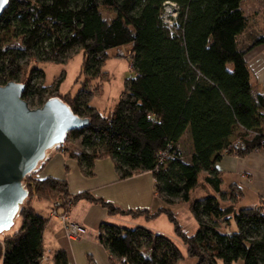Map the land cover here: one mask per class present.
Instances as JSON below:
<instances>
[{"label":"trees","instance_id":"trees-1","mask_svg":"<svg viewBox=\"0 0 264 264\" xmlns=\"http://www.w3.org/2000/svg\"><path fill=\"white\" fill-rule=\"evenodd\" d=\"M241 1L8 0L0 13V84L20 82L26 101L42 104L57 97L74 115L88 119L55 147L88 177L100 158L114 161L120 180L151 172L160 199L167 205L187 203L194 217L197 229L189 235L170 209L123 210L87 192L73 196L65 180L35 177L46 155L23 178L27 198L57 202L65 211L83 198L109 215L151 219L163 213L185 247L144 226L104 220L97 239L112 264H176L185 257L196 258V264H264L263 206L237 207L238 189L222 190L216 167L224 155L245 157L264 147V95L253 92L245 60L264 43V29L255 28ZM166 2L177 6L173 32L160 14ZM102 8L112 15L104 17ZM118 46L130 48L134 75L124 79L118 100L104 114L90 104L96 90L86 82L103 76L102 66ZM76 53H82L85 80L68 100L58 94L65 76L44 85L40 63L63 64ZM185 132L192 146L188 160L178 147ZM202 186L214 193L195 196ZM17 215L20 227L0 245L1 264H41L49 219L29 204H21ZM48 264H69L67 253L55 250Z\"/></svg>","mask_w":264,"mask_h":264},{"label":"crops","instance_id":"crops-1","mask_svg":"<svg viewBox=\"0 0 264 264\" xmlns=\"http://www.w3.org/2000/svg\"><path fill=\"white\" fill-rule=\"evenodd\" d=\"M245 60L250 71L251 87L258 92L259 86H264V43L247 52ZM99 101L98 104L103 108L105 106L103 100ZM95 108L101 112V108ZM46 155L47 158L35 173V177L40 180L45 177L63 179L68 185L69 193L73 196L80 192H87L123 210L148 209L152 213L163 207L172 211L179 225H182L178 217L180 211L185 210L189 213L187 207L181 203L175 202L167 205L160 199L155 192V181L149 171L120 180L115 171L114 161L110 158H100L94 160L93 174L88 177L82 173L75 159L60 152L56 147L47 151ZM216 167L222 178L221 189L227 190L230 185L238 189L237 207L247 208L261 205L264 210V147L246 154L245 157L224 155L216 163ZM225 183H227L226 187L222 188ZM29 205L49 219L42 239L44 253L49 256L61 248L67 253L69 264H112L108 250L97 239L98 226L104 220L123 227L144 226L155 233L168 236L179 247L177 243L179 237L174 232V226L163 213L151 219H146L142 215L136 217L126 214L109 215L103 206L80 198L71 205L68 218L82 225L85 231L77 238L69 239L65 235L63 223L59 219L49 217L50 205L47 201L35 199L29 202ZM189 214L193 217L191 213ZM180 249L183 250L181 247ZM196 263V258L185 257L183 261L176 264ZM233 264H239V262Z\"/></svg>","mask_w":264,"mask_h":264},{"label":"water","instance_id":"water-1","mask_svg":"<svg viewBox=\"0 0 264 264\" xmlns=\"http://www.w3.org/2000/svg\"><path fill=\"white\" fill-rule=\"evenodd\" d=\"M6 3L0 6V13ZM23 90V84L13 80L0 84V233L13 225L27 196L23 178L44 159L47 150L64 142L67 132L88 123L57 97L29 108L21 97Z\"/></svg>","mask_w":264,"mask_h":264},{"label":"rangeland","instance_id":"rangeland-1","mask_svg":"<svg viewBox=\"0 0 264 264\" xmlns=\"http://www.w3.org/2000/svg\"><path fill=\"white\" fill-rule=\"evenodd\" d=\"M240 8L241 10L244 11V13L247 16L252 17V21L256 29H258L259 31H262L264 29L263 20H262V18L264 17V0H242L240 3ZM101 12L102 15L107 18L112 15L111 11L106 8L105 9L102 8ZM169 14L170 16H168L167 19L171 21L172 26L170 27V30L173 32L178 28V24H176L178 13L176 12V10L175 11L172 10V12ZM129 55H130L129 47L123 48L121 46H118V48L112 49L110 51L109 58L106 60V63L102 66L101 70L103 72V76L97 80H93L88 83L86 82V84H88V86L91 89L96 90L95 95L92 97L90 101V104L97 108H101V105H99L98 102H100L99 100H103L105 106L101 108V112L104 114L108 113L109 109H111L118 100L120 96V92L124 88V82H123L124 79L130 78L134 75V70H132L131 68V60H129L130 59ZM82 58H83L82 53H76L73 54L69 59H67L63 64H57L53 62L40 63L45 74L44 85L52 86L53 82L57 78L62 77L64 75L65 77L63 78V81L60 84L58 94L65 97L68 100L71 99L72 97H75V94L81 89L83 85L82 83L85 80V76L83 75V73H81L82 64H83ZM253 89H254L253 92L256 93L255 88ZM258 92L264 95L263 85L259 86ZM27 104L29 108H37L42 106V104H38L36 100L33 102L27 101ZM237 132H239V130L235 131V133ZM232 142H237L235 136H233ZM178 147H180L181 158H183L184 160H188L190 151L192 149L189 132H185L183 134L181 140L179 141ZM226 185L227 183H225L224 186L222 185L223 186L222 188L226 187ZM193 193L195 196H202L209 193L213 194L214 190H211L208 186L207 187L202 186L195 188ZM35 199L44 202L47 201L49 203L50 205L49 217L59 219L63 223L65 229V235H66L67 221L69 220L72 221L70 218H68L72 204L71 205L69 204L67 206L69 210L65 211L63 208L59 207V203L57 205V202H50L48 200L39 199L35 195V196H31L30 199L26 197L24 199L22 206H24V204L25 205L29 204V202ZM178 203L185 205L188 209L187 203L182 201ZM189 213L186 212L185 210H182L178 214V217H179V222L180 224L183 225L185 232L187 234H193L196 231L195 230L196 224L194 222L193 217H191ZM61 215H65L67 221L61 218ZM13 221L14 223L10 227V229L4 230L3 233H0V245L3 244V239L6 235L14 234V231H16L20 227L22 220L21 217L17 215L15 216ZM177 240L179 247L183 248L184 250L185 249L184 244L181 243L179 238ZM47 256H48L47 253H45L44 258L41 261V264L49 263L50 255L48 257ZM0 264H1V260H0ZM218 264H222L220 260H218Z\"/></svg>","mask_w":264,"mask_h":264},{"label":"built area","instance_id":"built-area-1","mask_svg":"<svg viewBox=\"0 0 264 264\" xmlns=\"http://www.w3.org/2000/svg\"><path fill=\"white\" fill-rule=\"evenodd\" d=\"M172 10H176L177 12V6L175 3L173 2H166L164 5H163V8L160 12L161 14V18H162V22L167 25V27L170 29V27L172 26L171 24V21L167 19L168 16H170L169 13L172 12ZM237 144L239 143V140H237L236 142ZM58 205V203H57ZM61 218H63L64 220L67 221V218L65 215H61ZM67 232H66V236L67 238H77L78 236H80L84 231L85 229L82 227V225H78L77 223L73 222V221H67Z\"/></svg>","mask_w":264,"mask_h":264},{"label":"snow or ice","instance_id":"snow-or-ice-1","mask_svg":"<svg viewBox=\"0 0 264 264\" xmlns=\"http://www.w3.org/2000/svg\"><path fill=\"white\" fill-rule=\"evenodd\" d=\"M4 3H6V0H0V6H3ZM0 230H3V229L0 228Z\"/></svg>","mask_w":264,"mask_h":264}]
</instances>
